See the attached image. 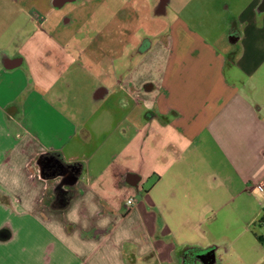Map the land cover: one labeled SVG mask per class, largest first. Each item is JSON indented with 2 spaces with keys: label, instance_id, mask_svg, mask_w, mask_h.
<instances>
[{
  "label": "crops",
  "instance_id": "obj_1",
  "mask_svg": "<svg viewBox=\"0 0 264 264\" xmlns=\"http://www.w3.org/2000/svg\"><path fill=\"white\" fill-rule=\"evenodd\" d=\"M160 1L151 10L167 29L157 41L168 66L144 93L121 65L109 73L112 87L91 90L87 114L51 90L67 70L63 60L84 54L52 32L97 26L78 12L60 23L55 13L58 3L76 12L94 0H49L50 12L29 18L36 28L22 41L0 35V172L21 181L16 189L0 181V264H232L240 244L224 223L240 219L252 238L238 246L248 252L240 264H264L253 235L264 232L256 227L264 215V11L243 9L229 27L233 46L220 51L223 40L193 38L184 21L165 20L184 3ZM143 40L128 57L152 45ZM44 154L67 166L69 179L41 175ZM75 204L87 227L69 221Z\"/></svg>",
  "mask_w": 264,
  "mask_h": 264
},
{
  "label": "rangeland",
  "instance_id": "obj_2",
  "mask_svg": "<svg viewBox=\"0 0 264 264\" xmlns=\"http://www.w3.org/2000/svg\"><path fill=\"white\" fill-rule=\"evenodd\" d=\"M48 1L15 0V2H9L0 0V35L7 39L8 36L12 37L16 34L22 41L36 28L35 21L27 23L29 18L35 19L50 12L47 5ZM152 1L94 0L91 8L90 5L76 8L78 11L76 18L80 22L83 23L85 19L89 18L97 21L98 25L91 28L89 23H85L78 34L66 27H61L59 33L52 32V35L60 36L69 49L80 48L84 54L79 55L80 57L76 55L74 63L71 64H67L68 58L63 60V66H68H66L67 70L51 87V90L54 93H63L69 102L72 100L79 102L80 110L83 114H87L88 106L92 100L91 90L99 82L112 87L116 76L114 74L109 75V73H119L121 65H123V71L127 69L129 71L127 76L134 80V86L140 87L146 93L145 86L156 82L160 71L164 70L169 62V51L164 46V42L157 41L161 39L160 36L167 35V29L165 30V27L159 23L160 17L153 16ZM176 1L184 3V8L174 14L171 13L165 20L178 18L184 21L188 26L187 35L193 38L200 36L209 40H223V44H215L220 51H226L233 46L229 43V27L239 21L241 11L248 5H254L258 2V0ZM60 14L57 12V16ZM46 31L49 32L50 30ZM94 31H96L97 36L93 38L92 42L88 36L92 38L95 34ZM143 38L150 41L152 45L147 50L134 54L132 58L128 57V52L132 48L138 47V41L143 40ZM153 39H155V43ZM122 53L125 55L123 61L120 59ZM106 55L114 58L112 62L106 58ZM122 62L123 64H120ZM63 66H60L59 69H63ZM53 76L51 72L47 75L49 79L44 81V86L52 85L51 77ZM70 84H72V88L68 89L67 86ZM48 91L50 92V90ZM245 221V219L228 220L224 223L225 231H228L226 229L229 227L230 232L235 234L231 240L242 247H244L243 243L246 242V238L252 242L251 235L245 234L243 231V228L247 227ZM256 227L258 231L259 228L262 229L259 226ZM238 246H235V252H232L237 257L229 259L232 264L234 262L240 264L241 261L247 259L248 252L245 251V248Z\"/></svg>",
  "mask_w": 264,
  "mask_h": 264
},
{
  "label": "flooded vegetation",
  "instance_id": "obj_3",
  "mask_svg": "<svg viewBox=\"0 0 264 264\" xmlns=\"http://www.w3.org/2000/svg\"><path fill=\"white\" fill-rule=\"evenodd\" d=\"M160 0L158 2V4H160ZM85 5H90L89 3L85 4ZM77 6V5H76ZM83 6V4H82ZM257 11L259 13L264 11V0H258L257 4ZM60 12L61 14L59 15L60 18V23H66L67 19L72 18L74 15L77 14L78 11L75 12V10H69L67 7L62 6V4L60 5V3L57 4L56 9H55V13ZM89 19V18H88ZM87 20V19H85ZM77 29V28H76ZM143 45H145L148 41L147 40H143L142 41ZM42 159L43 162L45 163L48 159H50V161L48 162V165L46 167H44L43 169V173L45 175H47L48 177H52L54 175H63L62 179L66 180L69 179V176L66 174V172H64V169L60 166L61 163L60 161L57 159L56 156H53L51 154H44L42 155ZM70 192H67V195ZM62 193H60L59 191L56 193L57 195V200L59 199V196Z\"/></svg>",
  "mask_w": 264,
  "mask_h": 264
},
{
  "label": "clouds",
  "instance_id": "obj_4",
  "mask_svg": "<svg viewBox=\"0 0 264 264\" xmlns=\"http://www.w3.org/2000/svg\"><path fill=\"white\" fill-rule=\"evenodd\" d=\"M0 181H3L7 186L12 189H16L21 187V181L18 174L14 170H3L0 172ZM84 203L88 208L89 216L95 215L98 211L97 206L92 202L91 197H86ZM78 209L79 204H75L68 210L67 217L69 221L76 223L81 222L84 227H87V221H81L80 217L78 216ZM107 225L106 219H101L98 221V227H105ZM128 233L125 231L122 233V238H125Z\"/></svg>",
  "mask_w": 264,
  "mask_h": 264
},
{
  "label": "water",
  "instance_id": "obj_5",
  "mask_svg": "<svg viewBox=\"0 0 264 264\" xmlns=\"http://www.w3.org/2000/svg\"><path fill=\"white\" fill-rule=\"evenodd\" d=\"M50 161V159H48L45 163L43 162L42 156H39L36 160V164L39 166V170H40V174L43 175V169L44 167H46L48 165V162ZM63 169L64 172H68L67 170V166H65L64 164L61 163L60 165Z\"/></svg>",
  "mask_w": 264,
  "mask_h": 264
},
{
  "label": "trees",
  "instance_id": "obj_6",
  "mask_svg": "<svg viewBox=\"0 0 264 264\" xmlns=\"http://www.w3.org/2000/svg\"><path fill=\"white\" fill-rule=\"evenodd\" d=\"M258 226L261 228L262 227L264 228V215H263L262 219L258 222ZM253 235H254L255 239L257 240V242L264 246V232L262 234H257L255 232H253Z\"/></svg>",
  "mask_w": 264,
  "mask_h": 264
},
{
  "label": "built area",
  "instance_id": "obj_7",
  "mask_svg": "<svg viewBox=\"0 0 264 264\" xmlns=\"http://www.w3.org/2000/svg\"><path fill=\"white\" fill-rule=\"evenodd\" d=\"M257 187H258L259 190H262V189H263V186H262L261 184H258ZM132 201H133V200H132L131 198H128V199H127V204H131ZM261 205H262L263 208H264V198H263V200H262V202H261Z\"/></svg>",
  "mask_w": 264,
  "mask_h": 264
}]
</instances>
